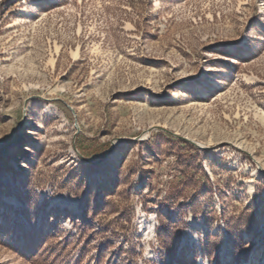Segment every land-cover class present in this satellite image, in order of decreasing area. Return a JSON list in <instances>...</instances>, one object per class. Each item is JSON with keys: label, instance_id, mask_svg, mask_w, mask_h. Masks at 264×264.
<instances>
[{"label": "rangeland", "instance_id": "rangeland-1", "mask_svg": "<svg viewBox=\"0 0 264 264\" xmlns=\"http://www.w3.org/2000/svg\"><path fill=\"white\" fill-rule=\"evenodd\" d=\"M0 264H264V0H0Z\"/></svg>", "mask_w": 264, "mask_h": 264}, {"label": "water", "instance_id": "water-1", "mask_svg": "<svg viewBox=\"0 0 264 264\" xmlns=\"http://www.w3.org/2000/svg\"><path fill=\"white\" fill-rule=\"evenodd\" d=\"M172 136H174L175 138L181 140V141H184L185 143H188L192 146H194L195 148L197 149H200V150H205L206 148L205 147H200L199 145H197L195 142L187 139V138H183V137H180L178 135H175V134H171ZM120 141H125V139H119ZM74 146V145H73ZM75 149V147H73ZM75 152L77 153L78 157H80L84 162L86 163H89V164H92L91 162H89L87 159H85L84 157H82L78 152L77 150L75 149Z\"/></svg>", "mask_w": 264, "mask_h": 264}]
</instances>
